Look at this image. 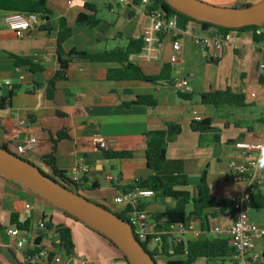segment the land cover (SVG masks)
<instances>
[{
	"label": "crops",
	"instance_id": "1",
	"mask_svg": "<svg viewBox=\"0 0 264 264\" xmlns=\"http://www.w3.org/2000/svg\"><path fill=\"white\" fill-rule=\"evenodd\" d=\"M194 1L227 10L235 5L248 8L261 0ZM84 4L92 8L91 12L85 13L97 19L92 27L75 24L78 14L84 12ZM46 7L51 17L45 29L53 30L58 18H64L70 29L69 37L61 45L64 51L79 48L98 52L114 46L123 47L127 39L141 40V50L129 54L127 60L146 75H157L166 65L172 82L111 80L107 78V70L119 67V64L73 60L65 70V79L55 83L52 98L47 99L44 83L56 67L53 31L47 32L42 26L31 27L17 38L2 22L7 14L0 12V146L13 148L14 142L23 136L34 138L36 146L22 157L39 167L36 161L40 163V156L49 152V136L65 129L66 137L55 144V166L68 173L81 158L84 171L77 184L78 193L112 212L123 209L121 203L114 201L123 187L151 174L145 164L147 146H163L164 161L156 173L176 189L193 190L203 175L211 197L230 200L240 194L244 182L231 180L228 171L232 163L241 160L239 151L233 147L234 141L264 140V73L258 69L259 64H264V42L253 43L249 31H233L228 33L229 42L214 51L210 45L204 48L192 45L185 30L179 36L180 48L171 61L170 36L151 29L139 0H122V3L119 0H46ZM177 24L181 28L178 20ZM195 33L203 36L214 31L199 29ZM13 56L37 64L42 68L41 72L34 75L26 66H14ZM181 78H185L190 87L189 99L178 97L172 86ZM33 82L39 86L32 89ZM16 85L19 88L6 103L8 91ZM223 89L241 93L244 105L212 106L199 101L200 93ZM137 95L150 96L155 104L123 106ZM202 119L209 121V129L197 132L189 128L191 121ZM19 120L25 123L19 125ZM167 124L178 125V133L166 136ZM96 140L105 142L106 151L126 152L128 156L106 158ZM260 168L262 181L256 185L248 217L256 225L264 226V207L257 204L259 200L264 202V151ZM141 200L145 201V214L161 211L172 203L169 198ZM207 213L206 230L198 219L194 220L195 227L201 231L198 237L194 238L190 233L171 236L182 244L223 237L211 229L231 222L230 205L208 209ZM11 214H15L19 222L28 220V228H33L39 218L50 220L52 225L64 223L69 226L72 249L67 254L55 253V238L44 235L39 240L48 251L58 254L59 261L52 264H79L81 259L87 264H126L101 236L64 217L60 211L46 207L36 195L23 190L22 185L2 177L0 264H25L12 249L13 239L4 234V229L10 226ZM208 218L213 219L211 224ZM146 223L151 233L167 234V229L155 231L149 219ZM146 248L149 251L156 249L152 241L147 242ZM251 254L258 255L261 260L248 259L247 264H264V237H252L248 256ZM154 257L162 259L157 261ZM229 257L227 250L221 259L208 261L197 257L190 264H228ZM183 258L184 254H170V251L168 255L153 256L157 264Z\"/></svg>",
	"mask_w": 264,
	"mask_h": 264
},
{
	"label": "trees",
	"instance_id": "2",
	"mask_svg": "<svg viewBox=\"0 0 264 264\" xmlns=\"http://www.w3.org/2000/svg\"><path fill=\"white\" fill-rule=\"evenodd\" d=\"M83 13L78 14L75 19L76 25L92 27L97 22V19L94 17L88 16L86 13L91 12L92 8H90L87 4L83 5ZM245 7L235 5L231 9L232 10H241ZM148 9H159L160 12L165 17H174L181 24L190 22L196 24L201 31H208L209 29L213 30L214 33L207 35H222L233 31H249L251 32V40L253 43L258 44L264 42V23L257 26H244L235 29L222 28L218 26H214L208 23H200L196 22L183 14H180L167 6V4L163 0H150ZM0 12L4 14H12V13H20V14H31L35 15L39 20H43L44 24L42 25V29H45L46 22L48 18L51 17V12L46 7V0H0ZM86 12V13H85ZM47 19V20H46ZM47 32L53 31V39H54V59H55V70L52 75L45 81V97L47 99L52 98V92L54 91L55 83L65 79V70L67 69L70 62L74 61H88V62H115L119 64V67H115L107 70V78L111 80H127V79H137L148 82H160V83H171L172 79L169 75V67L164 65L160 72L157 75H146L144 74L138 67L131 64L127 57L129 54L137 53L143 47V42L141 40H131L127 39V43L125 46H114L109 49H103L98 52H88L79 48H72L68 51H64L61 47L62 43L69 37L70 29L67 26L66 20L64 18H58L56 21L55 28L51 30L50 27L45 29ZM12 62L14 66H26L28 70L32 74H37L41 72L42 68L37 64L29 63L25 60H22L16 56L12 57ZM39 84L35 82L32 83V89L34 87H38ZM19 88V86H13L8 91L5 99L6 103L9 102L10 97L14 94V92ZM176 95L183 99H189L188 94L177 93ZM199 101L202 104H208L212 106L217 105H229L240 107L244 105V96L241 93L231 92L229 89L223 90H214L202 92L199 94ZM130 104H141L146 106H153L155 104V100L147 95H137L134 97L132 101L129 103L123 104V106H128ZM56 114L59 112L56 111ZM165 135L172 136L179 131L178 125L167 124L165 127ZM189 128L192 131H204L210 128V123L206 119L191 121L189 123ZM65 129H60L54 133L53 136H49V152L45 155L40 156V163L46 168L47 173L43 172L39 167L25 160L24 157L16 155L13 151L8 150L4 145L0 147L8 150L14 156L27 161L28 163L37 167V169L44 175L50 177L55 182L59 183L64 188L72 191L73 193H78V185L72 182L67 174L59 170L55 166L54 162V149L56 142L65 138L66 134L64 132ZM104 156L106 158L112 157H127L128 153L126 152H109L104 151ZM164 161V148L163 146L149 147L145 148V164L146 168L151 171V174L142 180H137L132 182L131 185L127 187H123L121 189L122 193L129 192L135 188H147L153 191L152 199L155 198H169L172 203L166 206L161 211L149 212L146 213L147 219H149L153 223V229L155 231H161L168 228L169 225L174 223L182 222L185 219L192 218L198 219L200 226L204 230L207 229V217L209 214L207 213L208 209L215 207H227L230 205L231 201L226 199L214 198L211 197L208 193V188L206 182L204 180L203 175H201L198 183L195 185L193 190L185 191L176 189L173 185L162 181L157 175L158 169L161 167ZM0 177L4 178L0 175ZM254 197V195H253ZM252 197V200H253ZM45 201V200H44ZM89 201V200H88ZM47 202V201H45ZM252 202V201H251ZM49 203V202H48ZM94 203V202H93ZM50 204V203H49ZM97 204V203H95ZM257 204L261 207H264V202L259 200ZM100 207L108 210L105 206L97 204ZM145 201L141 200L138 202V208L144 209ZM53 206V205H52ZM251 206V204H250ZM55 207V206H54ZM186 207H189L187 209ZM57 208V207H56ZM60 213L72 220L75 221L86 228L92 230L103 239H105L116 252L121 256V258L126 261L123 253L119 248H117L110 239L104 236L102 233L98 232L93 227L86 224L81 219H78L66 211L57 208ZM110 211V210H109ZM114 215L118 216L124 222L127 223L124 215V211L121 212H112ZM44 218V217H42ZM14 224L16 227L20 229H28L29 221H17L15 214L10 215L9 225ZM45 231H40L37 233L35 238V243L39 242L42 236H46V233L49 234L51 231L55 234V253L58 254H67L72 249V241L70 235V228L68 225L64 223H57L52 225L50 220L44 221ZM3 227L0 226V233ZM167 233V232H166ZM136 242L140 245V247L152 257L155 255H168L170 254H184V258L182 260L175 261H167L165 264H190L197 257H203L208 261H214L217 259H221L225 252L229 250L228 241L224 237H211L205 240H193L188 241L182 244L180 241H176L173 239L171 234H161L160 242L155 247L156 249L148 250L146 248L147 242L151 239V236H146L145 239L139 240L135 235H133ZM54 252H49L47 256V260L50 259ZM154 261V259H153ZM26 264V263H25ZM154 264H157L154 261Z\"/></svg>",
	"mask_w": 264,
	"mask_h": 264
},
{
	"label": "built area",
	"instance_id": "3",
	"mask_svg": "<svg viewBox=\"0 0 264 264\" xmlns=\"http://www.w3.org/2000/svg\"><path fill=\"white\" fill-rule=\"evenodd\" d=\"M119 2L122 3V0H119ZM139 4L150 23L151 29L157 33L164 32L170 36L171 49L173 52L170 57L171 61L175 59V55L180 48L179 36L185 30L189 33L192 45L197 48H204L210 45L214 51H217L220 49L221 45L228 43L230 40L228 33L222 35L199 36L195 33L199 30L196 24L187 22L182 24L181 28H179L176 18L165 17L159 9H148V0H139ZM2 22L17 38H20L29 28L39 27L44 24V21L39 20L35 15L20 13L7 14L2 18ZM258 69L264 73V64H259ZM4 84L7 85L8 82L5 81ZM172 86L177 93H190V87L185 78L176 80L172 83ZM18 123L22 125L25 122L24 120H19ZM36 144L37 141L34 138L23 136L18 141L14 142V153L22 156L26 152L32 150ZM96 144L97 147L103 151L107 149L105 142L101 140H96ZM233 147L239 151L241 160L230 165L228 171L229 176L231 180L244 182V188L237 197L230 199V207L232 210L231 222L221 227L214 226L211 230L213 233L227 239L230 252L228 264H247L248 259L254 261L261 260L256 254H251L250 257L248 256L252 237H264V226H258L249 219L248 209L255 193L256 185L262 181L260 162L264 151V140H237L234 141ZM83 171L84 167L82 165V159L80 158L66 174L72 182L78 184L80 182V174ZM105 178L108 179V176H105ZM137 180L138 179H135L134 181ZM22 187L23 190H29L25 186ZM152 196L153 191L150 189L135 188L129 192L121 193L114 198V201L123 205L122 211H124L125 219L131 234L135 235L139 240L145 239L146 236H151L149 241H152L153 244L157 246L160 242V236L150 232L148 223H146L147 217L144 210L137 207L138 202H140L142 198H149ZM25 207L27 208L28 205L25 204ZM194 222L192 218L185 219L182 222L169 225L166 232L175 236L190 233L192 237L196 238L201 231L195 227ZM40 231H45L44 220L41 218L36 220L33 228L25 230L12 224L4 229V234L13 239V251L18 254L21 260L26 264H52L59 261L58 254H53L50 256V259L47 260L50 251L43 247L40 242L35 243L37 233ZM46 235L55 238V234L51 231L49 234L46 233ZM79 264H87V261L81 259L79 260Z\"/></svg>",
	"mask_w": 264,
	"mask_h": 264
},
{
	"label": "water",
	"instance_id": "4",
	"mask_svg": "<svg viewBox=\"0 0 264 264\" xmlns=\"http://www.w3.org/2000/svg\"><path fill=\"white\" fill-rule=\"evenodd\" d=\"M176 12L200 23L235 29L264 23V0L241 10H220L194 0H163ZM47 20V19H46ZM49 25L46 22L45 27ZM0 175L19 183L51 205L81 219L102 233L121 250L128 264H154L136 242L126 222L99 205L88 201L79 193L64 188L37 167L0 147Z\"/></svg>",
	"mask_w": 264,
	"mask_h": 264
},
{
	"label": "rangeland",
	"instance_id": "5",
	"mask_svg": "<svg viewBox=\"0 0 264 264\" xmlns=\"http://www.w3.org/2000/svg\"><path fill=\"white\" fill-rule=\"evenodd\" d=\"M12 149L13 148H11V147H8V150H10V151H12ZM13 151H14V149H13ZM37 163V165L39 166V168L43 171V172H46V169L38 162V161H36ZM17 184H19V183H17ZM20 185V184H19ZM29 193L31 194V195H36V194H34L32 191H30L29 190ZM37 196V195H36ZM38 197V199H39V201L40 202H42V203H45V205H46V207H48V208H51V209H56V210H58L56 207H54V206H52L51 204H49L48 202H45L41 197H39V196H37ZM43 210V212L44 213H46V208H43L42 209ZM208 221H209V223L211 224V222L213 221V219H210V218H208ZM155 258V257H154ZM157 261H159L160 259H162V258H160V257H156L155 258Z\"/></svg>",
	"mask_w": 264,
	"mask_h": 264
}]
</instances>
